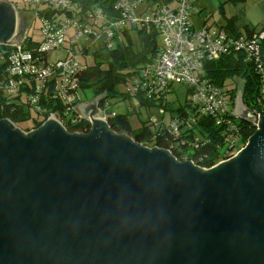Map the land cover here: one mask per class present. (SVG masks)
Listing matches in <instances>:
<instances>
[{
	"label": "water",
	"instance_id": "95a60500",
	"mask_svg": "<svg viewBox=\"0 0 264 264\" xmlns=\"http://www.w3.org/2000/svg\"><path fill=\"white\" fill-rule=\"evenodd\" d=\"M19 26L0 3V42L20 46ZM237 87L224 117L256 129L208 170L114 133L98 102L77 106L84 134L53 118L26 134L0 120V264H264V111Z\"/></svg>",
	"mask_w": 264,
	"mask_h": 264
},
{
	"label": "trees",
	"instance_id": "16d2710c",
	"mask_svg": "<svg viewBox=\"0 0 264 264\" xmlns=\"http://www.w3.org/2000/svg\"><path fill=\"white\" fill-rule=\"evenodd\" d=\"M79 7L81 12L91 11L96 8L107 13L111 18H116L117 14L114 10V5L117 0H70ZM175 0H142L148 7L155 5H173ZM240 0H229L231 3H237ZM194 4V3H193ZM15 8H17L15 6ZM193 8V5H192ZM191 8V11H192ZM18 9V8H17ZM36 9V8H35ZM20 10V9H18ZM22 11H30L23 9ZM38 13L37 18L40 20L43 17H51L53 9L43 8L35 10ZM147 12V9L139 14ZM219 13L224 16L222 7L219 8ZM191 17V12H190ZM57 18V15H54ZM226 23L215 26L224 31L228 37L238 39L242 36L251 37L264 31L255 27L246 25L239 29L235 25L234 18H225ZM192 24V23H191ZM132 26V25H131ZM193 26V25H192ZM211 27V26H208ZM133 28V27H131ZM193 28H195L193 26ZM107 27H99L95 30L96 35L103 39V34ZM114 38L111 45L96 47L92 51V55H87V47L79 48L82 53L81 57H92L93 64L81 65V70L77 72L75 80L77 87L71 92L76 96L74 102H65L59 97L57 84L60 83L58 76L50 78L41 88L36 91L37 83L33 78L22 80L17 90L22 92L24 96H11L6 98L0 90V120H8L15 127L16 124H22L29 121L28 126L23 130L31 131L41 126L44 120L48 118L50 113H57V119L68 133L84 134L89 131V124L83 119H78V110L74 108L76 104H82L86 101L92 102L97 100L98 109L103 111L106 118V124L111 131L117 134L127 135L136 143L148 147L158 148L169 151L178 161H190L194 165L209 169L221 159L229 158L238 150L244 147L249 137L254 133L255 127L247 122L240 121L233 116H230L235 128L223 129V125H216L211 119L202 117L197 125H192L191 128L181 127L178 135H174L169 131V126H166L163 121L152 123L149 125L148 118L142 119L140 116L141 109L157 107L163 111L176 112L174 118H188L191 116L187 110H191L188 106V91L186 89V98L182 107L177 106L175 109L173 102H169L168 98H148L147 95L137 93L130 94L129 97H136L139 100V105L129 110L126 114H115L109 112V100L119 97V85L123 82H130L131 78L139 77L141 68L147 63L154 61L157 55V32L152 26H142L137 32L138 44H135L130 36V29L122 27L121 29H113ZM42 36V35H41ZM99 39V40H100ZM39 41L33 40V37L27 36L24 41L26 50L34 51L35 57L47 64L49 53H38L36 49L41 44ZM5 42H0V55H7L14 49L10 45H5ZM92 46V45H91ZM75 50V49H74ZM261 50L264 53V41L261 45ZM86 52V53H84ZM243 55L240 53H231L223 55L215 61L205 64V78L212 84L224 88L232 99L237 94V82L242 83V102L249 109L260 110V105L256 104V98L259 95L260 78L254 70L252 64L244 63ZM7 61L0 60V78L4 77L8 80L6 72ZM235 80L231 87L226 86L227 81ZM84 93L88 96L84 97ZM34 101V103H33ZM33 108L39 109L35 110ZM160 114V113H159ZM136 115L140 121V127L134 129L131 124V117ZM161 115V114H160ZM76 119L75 121H73ZM150 121V120H149ZM22 129V128H21ZM198 141V145H194V140ZM227 145L226 152L221 153L220 149Z\"/></svg>",
	"mask_w": 264,
	"mask_h": 264
},
{
	"label": "built area",
	"instance_id": "2783aa9c",
	"mask_svg": "<svg viewBox=\"0 0 264 264\" xmlns=\"http://www.w3.org/2000/svg\"><path fill=\"white\" fill-rule=\"evenodd\" d=\"M140 3L142 0H117L114 5L117 16L111 18L99 8L81 12L79 7L70 0H31V4L36 7L43 6L53 9L51 17L41 19L42 42L36 49L39 54L48 52L49 60L45 64L35 57L34 51L24 48L23 44L28 36L27 31L20 46H10L14 49L12 52L6 56L0 55V60L8 62L5 73L9 78L5 81L6 75L0 78L1 92L6 98L22 97L23 93L17 90L22 80L33 78L37 83L36 91H40L50 78L57 75L58 78H56L60 82L57 84L59 97L65 102H74L73 99L76 100V96L71 92L77 87L75 76L81 70L78 56L81 57L82 53L79 48L93 44H99L100 47L104 44L111 45L114 38L113 29L119 30L128 24L154 27L161 42L154 61L141 68L139 77L130 79L131 87H127L126 91L130 94H145L148 98L161 97L163 99H167L168 94L172 93L177 85L183 86L188 91V106L192 113L188 118L171 120L168 129L174 135H178L181 127L191 128L192 125H197L202 117L211 119L216 125H223V129L225 128L227 132L228 129L235 128L230 116L224 117L234 109L235 100L224 88L212 84L204 77L205 64L223 55L240 53L243 55L244 63L253 65L260 78L256 104L261 108L260 110L250 109V111L256 116L257 112L264 111V53L261 50L264 31L251 37L242 36L234 39L215 27L193 28L190 12L194 0H175L171 6L152 5L147 7V12L137 14L135 7ZM55 14L57 18H54ZM102 26L107 27L103 39L97 35L92 39L95 30ZM69 29L73 31L72 35L67 34ZM75 48L77 49L74 50ZM56 49H62L63 54L51 62L50 51ZM78 105L82 104L74 106L77 110ZM78 112V119L87 121L90 126L89 116L85 119L80 111ZM99 112L101 119L105 121L104 112L101 110ZM159 113L163 115L164 111L159 109ZM48 118H53L60 123L57 113H50ZM150 120H152L151 123L158 121L155 117H150ZM251 124L256 128L255 121ZM193 143L198 145L197 139ZM240 150L229 158L221 159L211 168L230 160Z\"/></svg>",
	"mask_w": 264,
	"mask_h": 264
},
{
	"label": "rangeland",
	"instance_id": "374dc122",
	"mask_svg": "<svg viewBox=\"0 0 264 264\" xmlns=\"http://www.w3.org/2000/svg\"><path fill=\"white\" fill-rule=\"evenodd\" d=\"M130 1H135V0H130ZM244 1L245 2L243 3L244 4V10H243L244 17L243 18L248 21L250 27H255L258 30H260L261 28H264V0H244ZM2 2H5L12 7L16 6L18 9H20V10L17 9L18 11H22L23 9L30 10L29 12L33 11L34 15L31 20L30 26L28 27V36L33 37V40L35 41L41 40V37H40L41 20L37 18L38 13L35 12V10H42L44 8L43 6L36 7L33 4H31V0H0V3ZM209 3H213V7L209 6ZM209 3L206 4V8H207L206 11L198 10L197 12H201V13L207 12L210 15L208 19L209 23L214 22V23L220 24L222 16L219 13V7L225 3L223 5V9L225 10L226 5H227L226 0H210ZM148 6L149 5H147V7ZM196 8H199L198 3H197ZM144 9L146 10L147 8H146V4L143 2V3L138 4L135 7V12L138 14L141 11H144ZM124 27L127 29H130V36H131L132 41L135 44H138L137 32L141 26L139 25L131 26L127 24ZM72 33H73L72 29L67 30V34L72 35ZM160 42H161L160 37L157 36V45H159ZM94 47H96L95 44L87 47V55H92V51L95 49ZM76 49L77 48H75V50ZM62 54H63L62 49H56V50L50 51L51 62H54L59 57V55H62ZM78 60L82 66L83 65L85 66L87 64H90V65L93 64L91 56L89 57L85 56V58L78 56ZM234 83H235L234 80L227 81L226 86L231 87ZM127 87H131V84L129 81L121 83L119 85V92H120L119 97L116 99L109 100V104H110L109 112L110 113L114 112L115 114H126L129 110H132L134 107L140 104L138 98L128 96L130 95V93L126 91ZM86 96H88V93H84L83 98H85ZM185 98H186V89L180 85L175 86L173 92L168 94V101L174 103L173 105L174 107H172V109H175V107L177 106L182 107L184 105ZM88 102L89 101H86L85 103H88ZM85 103H82V104H85ZM157 109H158L157 107L148 108V110L142 108L140 116L142 117V119H145V120L147 118L150 120V117L151 118L155 117L158 121H163L166 126H169V123L171 122L172 117L176 116L177 113L174 111L173 112L164 111V114L160 115ZM190 111L191 110L189 109L187 110L188 113H190ZM98 119H101V116H99ZM149 120L147 123L151 125V127H153V124L151 123L152 120L150 121ZM130 121L134 129H137L140 127V121L136 115L132 116ZM28 124H29V121H26V122H23L22 124H16V127L19 130H21L24 134H26L28 133V130L25 131L23 129H25L26 126H28ZM226 148H227V145L222 147L220 149L221 153L226 152Z\"/></svg>",
	"mask_w": 264,
	"mask_h": 264
},
{
	"label": "crops",
	"instance_id": "0c3cea01",
	"mask_svg": "<svg viewBox=\"0 0 264 264\" xmlns=\"http://www.w3.org/2000/svg\"><path fill=\"white\" fill-rule=\"evenodd\" d=\"M210 0H195L194 4H193V8H192V15L190 17V21L192 23V25L195 28H200L203 26H211V27H215V26H219L221 24H225L226 23V17L228 18H234L235 19V25L237 28L242 29L243 27H245L246 25H249L248 21L246 19H244V14H243V10H244V0H240L237 3H231L229 2V0H226V9H223V5H221L220 7H222L223 9V13L224 16L221 17V22L220 24L217 23H209L208 19L210 17V15L207 12H197L198 10L201 11H206V4L209 3ZM197 3L199 4V8L197 7ZM209 6L213 7V3H209ZM219 7V8H220ZM217 28V27H215ZM243 104V102H242ZM234 106H235V101H234ZM79 111V110H78Z\"/></svg>",
	"mask_w": 264,
	"mask_h": 264
},
{
	"label": "flooded vegetation",
	"instance_id": "af4514ba",
	"mask_svg": "<svg viewBox=\"0 0 264 264\" xmlns=\"http://www.w3.org/2000/svg\"><path fill=\"white\" fill-rule=\"evenodd\" d=\"M14 9H15V15H16V22H18L19 25H20L18 29H26L28 31V26L25 24V21H27V18L28 17H27L26 14L29 11H18L16 8H14ZM17 39H18V41H22V38L21 37H19ZM95 104H97V100L93 101V103L90 105V111H93V106H95ZM235 108H236L235 110H236V114L237 115L242 114L243 107L241 106V103L239 102V100H238V103L236 104V107ZM79 111H80V113H82V112L85 113V110H82L81 107L79 108Z\"/></svg>",
	"mask_w": 264,
	"mask_h": 264
},
{
	"label": "clouds",
	"instance_id": "9594fccd",
	"mask_svg": "<svg viewBox=\"0 0 264 264\" xmlns=\"http://www.w3.org/2000/svg\"><path fill=\"white\" fill-rule=\"evenodd\" d=\"M15 8V7H14ZM17 9V8H16Z\"/></svg>",
	"mask_w": 264,
	"mask_h": 264
}]
</instances>
